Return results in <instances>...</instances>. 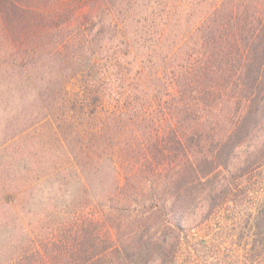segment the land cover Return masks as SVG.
<instances>
[{"label":"rangeland","instance_id":"374dc122","mask_svg":"<svg viewBox=\"0 0 264 264\" xmlns=\"http://www.w3.org/2000/svg\"><path fill=\"white\" fill-rule=\"evenodd\" d=\"M62 1L76 8L73 23L19 34L20 41L8 43L0 53V264L49 243L58 227L75 219L87 201L85 183L91 182L99 199L112 190L114 180L121 185L118 164L142 158L134 140L135 120L143 125L138 131L142 139L140 134L151 128L142 120L144 113L152 105L158 110L153 96L165 90L164 82L152 75L138 77V68L169 73L171 65L163 60L169 52L170 62L182 69L188 50L183 40L171 38L180 27L164 29L167 17L176 23L178 18L208 16L213 3ZM184 1L189 7L181 10ZM221 2L227 5V0ZM168 4L174 6L171 13ZM91 81L98 83L97 99L81 91L62 92L64 84ZM73 100L83 109H68ZM263 173L264 168H256L245 191L210 222L191 230L198 251L182 245L177 264H264L259 226Z\"/></svg>","mask_w":264,"mask_h":264},{"label":"trees","instance_id":"16d2710c","mask_svg":"<svg viewBox=\"0 0 264 264\" xmlns=\"http://www.w3.org/2000/svg\"><path fill=\"white\" fill-rule=\"evenodd\" d=\"M212 1L208 16L176 23L167 17L164 29L180 27L171 38L183 40L188 50L182 69L170 62L169 52L163 60L171 65V75L138 68V77L152 75L165 87L162 95L153 96L158 110L152 105L144 113L142 120L151 128L140 134L142 139L143 125L135 120L134 140L142 158L118 164L121 185L114 180L101 199L92 194L91 182L85 183L82 212L58 227L49 243L9 264H177L182 245L198 251L191 230L210 222L246 190L254 170L264 168V0ZM180 7L188 8L189 2ZM75 13L62 0H0V53L19 34L73 23ZM97 84H64L62 92L81 91L97 99ZM71 102L68 109H83Z\"/></svg>","mask_w":264,"mask_h":264}]
</instances>
